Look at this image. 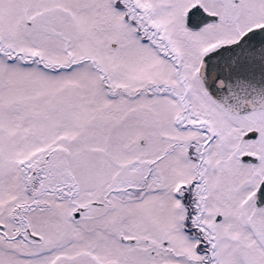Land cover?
Here are the masks:
<instances>
[{
	"label": "snow or ice",
	"instance_id": "snow-or-ice-1",
	"mask_svg": "<svg viewBox=\"0 0 264 264\" xmlns=\"http://www.w3.org/2000/svg\"><path fill=\"white\" fill-rule=\"evenodd\" d=\"M0 264H264V0H0Z\"/></svg>",
	"mask_w": 264,
	"mask_h": 264
}]
</instances>
